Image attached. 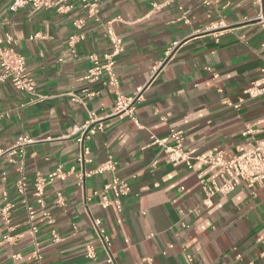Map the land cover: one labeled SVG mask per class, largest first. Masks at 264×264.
<instances>
[{
    "label": "crops",
    "instance_id": "obj_1",
    "mask_svg": "<svg viewBox=\"0 0 264 264\" xmlns=\"http://www.w3.org/2000/svg\"><path fill=\"white\" fill-rule=\"evenodd\" d=\"M11 1L0 0V32L24 56L35 92L0 82V264H108L94 219L115 264H264L257 241L264 181L207 197L198 181L205 166L173 163L153 140L176 127L185 150L217 148L230 158L264 137V95L245 93L264 66V0H173L159 8L153 4L162 0H99L97 21L76 0L67 13L30 4L11 11ZM78 18L83 38L71 43ZM107 21L124 46L114 66L118 90L124 97L140 90L135 119L113 114L112 85L84 79L88 55L109 49ZM90 113L103 126L85 139L80 163L76 139ZM19 136L29 142L13 152ZM109 159L114 170L92 172ZM56 170L63 177L50 178ZM114 177L129 186L119 212L100 201ZM205 177L221 182L217 169Z\"/></svg>",
    "mask_w": 264,
    "mask_h": 264
},
{
    "label": "built area",
    "instance_id": "obj_2",
    "mask_svg": "<svg viewBox=\"0 0 264 264\" xmlns=\"http://www.w3.org/2000/svg\"><path fill=\"white\" fill-rule=\"evenodd\" d=\"M80 3L81 8L85 12L86 18H93L96 21L99 0H76ZM173 0H162L159 4H153L155 8L165 6ZM34 7L53 8L60 13L69 12L73 5L68 0H12L9 9L15 11L26 5ZM84 18L76 19L73 24L76 32L70 36V41L73 43L76 40L83 38L82 27ZM105 33L109 43V49L100 55L90 53L88 55L89 67L86 70L84 79L88 82L101 81L102 84H109L115 88V102L113 107L114 115H127L132 119L134 116V101L137 98L139 89L132 97H124L118 90V80L115 73L116 58L123 52L124 46L122 39L116 34L112 21H107L105 24ZM13 38L8 33L0 32V82H10L15 89L33 94L35 92V82L32 76L26 69V61L24 56L17 52L13 47ZM264 45V42H263ZM264 62V55L262 56ZM245 93L251 98L264 95V66L261 75L256 80L252 81L245 89ZM73 100H80L74 97ZM264 123V118L262 119ZM102 121L90 113L88 119L80 128L77 136V143L79 147L78 161L83 163L88 153V147L85 145V139L95 134L96 131L102 129ZM155 143L164 146L168 158L173 163L183 162L187 167H192V160L200 161L204 166L198 174V181L202 190L207 197L215 193H228L239 184L241 181L252 185L256 182L264 181V138L254 140L253 142L244 143L238 148V153L230 158L224 156V151L212 148L206 151L196 153L195 150H185L183 148L184 134L179 128H171L167 137L162 139L153 138ZM170 141L171 144L166 143ZM29 142L24 136H19L15 144L11 147L13 152H22L23 146ZM115 162L111 159L97 166L92 172L99 173L105 170H114ZM219 171L221 182L218 183L214 178L207 179L205 174L210 171ZM91 172H82V176H87ZM52 177H63L59 170L52 172ZM35 185V195L38 196V202L41 203L40 195L43 189V179L38 178ZM25 178L20 170V176L16 181V190L18 193L23 194L25 191ZM129 191L127 182L117 177L112 178L110 181L103 185L100 201L105 206L112 205L119 212L121 211V200ZM57 202L62 201L61 193H56ZM12 205L6 204L2 207L1 213L4 218L8 217ZM30 216L33 211L28 207ZM93 223L97 228L100 235V242L106 251V262L108 264H115L114 258L109 251V238L99 228V220L94 219ZM35 231V228H32ZM56 238V237H55ZM258 242H264V233L258 237ZM88 257H93L91 246H86ZM34 255V254H33ZM17 258V255H13Z\"/></svg>",
    "mask_w": 264,
    "mask_h": 264
},
{
    "label": "rangeland",
    "instance_id": "obj_3",
    "mask_svg": "<svg viewBox=\"0 0 264 264\" xmlns=\"http://www.w3.org/2000/svg\"><path fill=\"white\" fill-rule=\"evenodd\" d=\"M264 138V137H263Z\"/></svg>",
    "mask_w": 264,
    "mask_h": 264
}]
</instances>
